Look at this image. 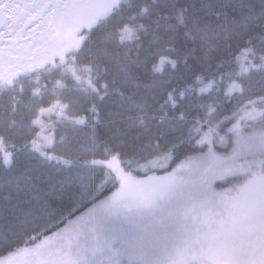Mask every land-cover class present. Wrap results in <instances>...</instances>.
<instances>
[{"label":"trees","instance_id":"trees-1","mask_svg":"<svg viewBox=\"0 0 264 264\" xmlns=\"http://www.w3.org/2000/svg\"><path fill=\"white\" fill-rule=\"evenodd\" d=\"M76 3L75 49L0 71V258L111 196L119 181L106 163L158 174L209 143L228 154L264 134V0ZM234 164L240 171L214 179L215 189L264 177V146Z\"/></svg>","mask_w":264,"mask_h":264},{"label":"rangeland","instance_id":"rangeland-1","mask_svg":"<svg viewBox=\"0 0 264 264\" xmlns=\"http://www.w3.org/2000/svg\"><path fill=\"white\" fill-rule=\"evenodd\" d=\"M45 1L50 0H38L36 6L39 17L32 29L36 41L31 47L29 41L17 44L11 27L0 32V65L17 69L22 49L36 48L40 53L49 38L45 27L52 10L49 6L42 15ZM53 1L58 10L69 3L71 11L76 1L84 0ZM69 14L73 19L83 15L78 9ZM81 28L71 32L72 49L82 38L78 35ZM259 112L252 110L243 117L252 118ZM204 137L209 142V134ZM253 141L254 145L240 141L239 150L228 154L218 153L209 143L206 153L193 161L158 174L127 175L106 163L119 181L111 196L50 237L1 257L0 264H95L103 255L116 261L133 259L134 264H264V177H254L229 192L212 186L214 179L240 171L235 157L253 151L258 144L264 146V134Z\"/></svg>","mask_w":264,"mask_h":264},{"label":"flooded vegetation","instance_id":"flooded-vegetation-1","mask_svg":"<svg viewBox=\"0 0 264 264\" xmlns=\"http://www.w3.org/2000/svg\"><path fill=\"white\" fill-rule=\"evenodd\" d=\"M37 4L38 0H0V32H3L6 27H11L15 32L16 43L23 45L29 41L28 47H31L32 43L36 41V32L34 33L32 29L39 17ZM49 6L52 7V10L48 12L50 24L48 23V26L45 27V30L49 31V38L44 42L39 54H37L36 48L30 52L22 49L23 56L19 59L21 64L32 65L33 63L27 64V62L35 58L40 64L50 60L54 62L57 59H63L68 52L71 45V37L68 32V14L71 5L69 3L62 4L61 10H58V5L53 0L45 1L42 3V15L43 12H47ZM0 68L5 72V70H11L12 67L11 64L5 66L2 64Z\"/></svg>","mask_w":264,"mask_h":264}]
</instances>
